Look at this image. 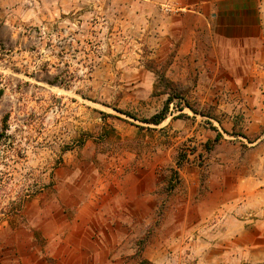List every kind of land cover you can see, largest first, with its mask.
Returning <instances> with one entry per match:
<instances>
[{
    "label": "rangeland",
    "instance_id": "obj_1",
    "mask_svg": "<svg viewBox=\"0 0 264 264\" xmlns=\"http://www.w3.org/2000/svg\"><path fill=\"white\" fill-rule=\"evenodd\" d=\"M195 1L0 0V264H264V13Z\"/></svg>",
    "mask_w": 264,
    "mask_h": 264
},
{
    "label": "crops",
    "instance_id": "obj_2",
    "mask_svg": "<svg viewBox=\"0 0 264 264\" xmlns=\"http://www.w3.org/2000/svg\"><path fill=\"white\" fill-rule=\"evenodd\" d=\"M199 1V2H198ZM197 2L195 1L194 4H203L205 2H212V1H220V2H224L227 4L228 7L222 9L220 12L223 13L226 12L227 14H229V19L227 21V25L224 24L223 27L227 26L229 27H241L242 25L246 24L247 21L246 20V14H251L252 18L257 17L258 20H255V25H258L260 23H263L262 21V13H264V9H263V5L260 4L258 5V8L256 6L250 7L249 3H246L247 5H245V1L242 0L244 5H241L240 3H235L234 0H198ZM225 4V6H226ZM232 4L233 6H237L238 7H229V5ZM256 10V12L254 11ZM253 14H255L256 16H254ZM216 23V25L218 26V22L214 21ZM259 22V23H257ZM251 24V22H249V25ZM262 108H264V105L262 106ZM261 112L260 114H264V110L259 109ZM260 181V180H259Z\"/></svg>",
    "mask_w": 264,
    "mask_h": 264
},
{
    "label": "trees",
    "instance_id": "obj_3",
    "mask_svg": "<svg viewBox=\"0 0 264 264\" xmlns=\"http://www.w3.org/2000/svg\"><path fill=\"white\" fill-rule=\"evenodd\" d=\"M171 101V98L169 97L166 101V105L163 107V109L159 112V113H155L151 119L150 122H153L154 124H158L160 123L166 115V108L168 107V103ZM187 104V103H186ZM187 106H189L187 104ZM191 108V107H189ZM239 135H242L240 133H237ZM221 139V134L219 132H217L215 134V136L212 139H209L206 141V143L204 144L205 149L208 151L210 150L212 147H214ZM187 160V154L186 153H179V155L177 156L176 160H175V167L172 168V172L174 174V181H170L171 183H169V188L171 189V187L174 186L175 183H177L179 181V176H178V171L179 169L182 168L184 162ZM138 256L140 258L139 260V264H148V261L146 259H143L140 256V253H138Z\"/></svg>",
    "mask_w": 264,
    "mask_h": 264
},
{
    "label": "built area",
    "instance_id": "obj_4",
    "mask_svg": "<svg viewBox=\"0 0 264 264\" xmlns=\"http://www.w3.org/2000/svg\"><path fill=\"white\" fill-rule=\"evenodd\" d=\"M184 8L183 7H170V6H167L165 8V11L167 12H178V11H182Z\"/></svg>",
    "mask_w": 264,
    "mask_h": 264
}]
</instances>
